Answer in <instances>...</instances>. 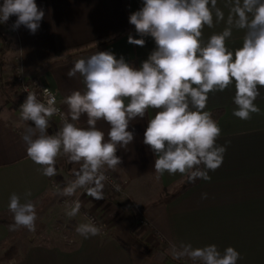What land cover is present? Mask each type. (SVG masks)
<instances>
[{
    "label": "crops",
    "instance_id": "obj_1",
    "mask_svg": "<svg viewBox=\"0 0 264 264\" xmlns=\"http://www.w3.org/2000/svg\"><path fill=\"white\" fill-rule=\"evenodd\" d=\"M227 2L217 0L225 20ZM36 3L45 16L35 34L24 26L14 34L1 29L5 35L0 38V213H8L5 220L11 215L7 205L12 193L23 199L24 192L31 190L30 199L35 203L48 200L47 196L53 194L59 196L50 187V181L62 187L73 178L71 169L76 167L59 158L58 174L49 178L41 174L39 165L27 158L21 138L25 124L19 112L25 99L10 75L15 66L39 86L52 91L66 112L67 106L61 103L63 98L73 90L84 88L79 74L67 76L74 60L96 51H111L118 59L123 56L126 62L139 68L156 48L151 36L140 37L129 23L130 14L143 6V0H36ZM16 19V16L10 17L8 25ZM225 26L224 21L216 23L214 17V27L205 26L202 39L206 42ZM118 32L125 34L105 48L80 49ZM129 35L145 39V45L128 43ZM243 35V30L233 29L232 37L226 41L230 50L242 46ZM5 42L9 46L3 51ZM6 73L11 77L7 75L4 82ZM259 90L261 95L255 103L261 112L252 114L250 120L233 115L234 87L209 93L205 110L224 112L217 121L221 128L217 143L230 142L223 163L216 171L209 172L210 181L200 179L197 186L168 203H165L167 196L186 177L167 172L161 176L155 172L156 157L150 146L143 143L148 120L156 111L148 109L143 119L130 123L128 130L134 132V140L127 149L118 148L122 163L116 171H109L123 183L125 198H114L106 192L105 199L99 201L86 194L80 196L83 210L105 225V234L88 239L77 234L75 226L87 222L80 213L69 219L68 228L74 237L71 248L33 245L23 251L18 249L17 259L11 264H183L187 259L173 260L167 254L170 243L180 242L191 243L193 247L216 244L221 251L231 246L240 253L237 264H264V88ZM78 126L86 127V117H81ZM97 127L107 138L109 125L98 121ZM57 129L51 119L49 134ZM204 193L207 198H202ZM59 198L61 201L66 197ZM53 201L48 202L49 209L57 206L56 199ZM132 205L141 207L146 227L137 225V213ZM8 235V228L0 224V242Z\"/></svg>",
    "mask_w": 264,
    "mask_h": 264
},
{
    "label": "clouds",
    "instance_id": "obj_2",
    "mask_svg": "<svg viewBox=\"0 0 264 264\" xmlns=\"http://www.w3.org/2000/svg\"><path fill=\"white\" fill-rule=\"evenodd\" d=\"M226 7L225 20L217 0H143V6L130 14L129 23L140 37L151 36L156 48L139 68L111 51H96L74 60L67 76L79 74L84 88L63 98L66 112L57 107L48 88L43 99L25 89L27 96L19 112L25 124L21 138L27 158L49 178L57 176L59 158L76 166L71 169L73 178L62 187L57 185L59 196L72 198L64 201L68 218L80 214L81 195L104 200L109 183L115 191L121 190L108 172L122 163L118 148L127 149L134 140V132L128 130L130 123L143 119L150 108L156 111L148 120L143 143L156 157L155 172L161 176L179 173L188 183L211 180L209 172L222 165L230 142L217 143L221 128L205 110L209 93L234 87L233 115L250 120L252 114L261 112L255 101L264 88V0H228ZM12 16L17 17L12 30L24 26L35 34L45 12L36 0H3L0 24ZM214 17L216 23L224 21L226 26L205 42L203 29L214 27ZM233 29L243 30L244 35L242 46L230 50L226 41ZM128 43L142 47L145 39L129 35ZM54 116H59L61 125L49 134ZM82 116L86 127L78 126ZM98 121L109 125L107 138L97 127ZM31 196V190L24 192L23 199L15 192L10 195L9 231H36L37 206ZM75 232L88 239L100 235L101 227L88 218L75 226ZM167 254L191 264H237L241 259L235 248L221 251L216 244L170 243Z\"/></svg>",
    "mask_w": 264,
    "mask_h": 264
},
{
    "label": "rangeland",
    "instance_id": "obj_3",
    "mask_svg": "<svg viewBox=\"0 0 264 264\" xmlns=\"http://www.w3.org/2000/svg\"><path fill=\"white\" fill-rule=\"evenodd\" d=\"M3 35H5V33L3 31H0V38L3 37ZM4 70H6V68ZM7 75L10 76L13 74L11 72L10 75L9 73H6L4 77V82L7 81L6 79L8 78ZM47 198H48L47 203L43 206L41 205L42 201L36 203L38 218L36 221L35 232H30L27 229H21L19 231H10L11 235L17 239L16 244L18 249H20V251H23L24 249L30 246L39 245V244L57 245L61 247L66 246L68 248H71L73 246L74 237L70 234L68 228V226H70L68 224L69 219L71 218H68L65 214L66 206H64L61 203L62 200L60 201L59 196L55 194L51 195L50 197L47 196ZM54 199H56L57 206L53 207L52 209H49L48 202L53 201ZM133 206H137V205H132V207ZM139 208L141 207L139 206ZM6 220L9 224L12 223V216L10 215L8 218H6Z\"/></svg>",
    "mask_w": 264,
    "mask_h": 264
},
{
    "label": "built area",
    "instance_id": "obj_4",
    "mask_svg": "<svg viewBox=\"0 0 264 264\" xmlns=\"http://www.w3.org/2000/svg\"><path fill=\"white\" fill-rule=\"evenodd\" d=\"M0 27L5 30V31H8L9 33H15L14 30L11 29V26L8 25V22L6 24H0ZM13 84L14 86L16 87V89L18 90L20 96L23 98V99H26V96H27V92H25V89H27L28 91H34L37 93L38 97H40L41 99H43V96H44V89L45 87H41L39 86L36 82L32 81L30 78H28L24 73L23 71L15 66L14 68V72H13ZM52 92V91H51ZM53 93V92H52ZM53 95H55L53 93ZM56 97V95H55ZM56 105L57 107H59L61 109V111H64V109L62 108V106H60L58 104V101H57V98H56ZM65 112V111H64ZM52 119H54L56 125H57V128L60 127L61 125V121H60V118L59 116H54L52 117ZM108 175L111 177V180L114 181L115 183H118L120 184L121 186V190L119 192L115 191L112 186H111V183L107 184L106 187H105V192L107 194H109L111 197H122V198H125V192H124V185L122 182H120L114 175H112L110 172H108ZM57 182H55L54 180H51L50 181V187L53 189V190H57ZM66 199H63L62 200V204L65 206V201ZM133 209L134 211L137 213V218H136V222H137V225L139 227H146V221L143 217V213H142V209L139 208V206H133ZM140 209V210H139ZM80 213L82 214V216L86 219V221L88 220V218H91L92 221H94L98 226L101 227V235H104L105 232H106V228H105V225L100 222L96 217H94L92 214H90L89 212H86L83 210V208L81 207V211ZM183 264H191V261H184Z\"/></svg>",
    "mask_w": 264,
    "mask_h": 264
},
{
    "label": "trees",
    "instance_id": "obj_5",
    "mask_svg": "<svg viewBox=\"0 0 264 264\" xmlns=\"http://www.w3.org/2000/svg\"><path fill=\"white\" fill-rule=\"evenodd\" d=\"M1 27H0V31H1ZM125 34V32H118L115 33L113 35H110L108 37H105L103 39H99L94 41L93 43H90V45H87L85 47H80V49L83 48H89L91 46L92 49H100V48H105L110 44H113L115 42H117L123 35ZM4 48L3 51H6L8 46H9V42H5L3 43ZM90 49V50H92ZM79 50V48L77 49ZM88 50V51H90ZM85 52H80L79 54H84ZM212 116L213 118L218 121L224 114V112L222 110H216V111H212ZM200 182V179H197L194 183H188L186 182V178L184 179V181L178 186V188L176 189V191L173 194H170L169 196H167V199L165 200V203L171 202L173 200H175L176 198H178L181 194L185 193L186 191L190 190L191 188L197 186ZM47 203V199L43 200L41 205H45ZM8 213H0V224L5 225L8 228L9 223L5 220V217L7 216ZM9 230V228H8ZM17 239L15 237H13L11 235V232L9 231V235L8 237L0 242V263L1 264H11L14 260L17 259L18 256V247H17Z\"/></svg>",
    "mask_w": 264,
    "mask_h": 264
}]
</instances>
